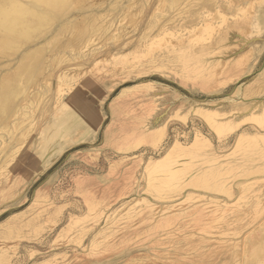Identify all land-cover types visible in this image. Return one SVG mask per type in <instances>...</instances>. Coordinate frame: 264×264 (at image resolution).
<instances>
[{"label": "rangeland", "instance_id": "374dc122", "mask_svg": "<svg viewBox=\"0 0 264 264\" xmlns=\"http://www.w3.org/2000/svg\"><path fill=\"white\" fill-rule=\"evenodd\" d=\"M101 1L75 12L107 33L49 61L0 142V264H264V0Z\"/></svg>", "mask_w": 264, "mask_h": 264}, {"label": "bare ground", "instance_id": "6f19581e", "mask_svg": "<svg viewBox=\"0 0 264 264\" xmlns=\"http://www.w3.org/2000/svg\"><path fill=\"white\" fill-rule=\"evenodd\" d=\"M108 1L111 2V4H112L111 7L113 9V7H116L118 2L121 0H108ZM207 1L208 2L211 1V4H212L211 7L213 9L212 11L215 12L213 14L215 16H218V17L220 16V18L224 16V14L221 13V12H223V10H225L224 12H226V11L228 12V9H232V11H235V9H239V10L241 9L238 7L239 5L235 6L234 4H233L234 6L232 5V8H230V5L232 4V0L225 1L223 6H221L220 4H217L218 1H215V0H207ZM247 1L249 2L251 0H247ZM97 2H98V0H0V60L2 58H5V59L1 60L2 64L0 65V140H1L0 142L5 143L4 136L9 135V136L13 137V133L16 130H20L21 134L13 137L14 138L13 143L14 142L15 143L22 142V139H23V141H25L23 137L27 134V132H28L27 130L30 129V124H29L30 122L29 121L33 117L34 110H36L33 107V108H31L33 110L30 109V112L26 111L25 110V108L27 107L26 104L27 103L33 104L38 99V97L40 96V93H39L40 89L36 90V89H38V87L41 83V82L39 83V80H40L39 76L43 75V73H45L46 68L51 65L50 62H52L54 64L59 63L62 59L65 58V53L62 52V50H64V48H66L68 46L73 47L75 42H76V44H78L79 42H77V41H80V42L82 41L85 43L87 42V44L90 43L92 45L93 43H91V41L93 40V38L91 40V37L93 35H95L97 33L106 32L107 27H104L103 24H98L100 22L96 23L95 19L97 17L95 15L90 14V15L86 16V14H85V15H82V17H77V13L75 12V11L82 9L83 7H86V6L91 7L95 4H97ZM101 2L103 3V0ZM179 2H180V0H167V3L169 4L170 7L178 6ZM73 3H75V4L72 5ZM104 3H105V1H104ZM104 3H103V5H104ZM127 3L130 4V2H127ZM159 3H160V1H159ZM233 3H235V2H233ZM140 4H141V2H140ZM121 5H122V7H125V5L124 6H123V4H121ZM244 5H246V4L244 3ZM118 7H120V6H118ZM161 7H163V6H161ZM170 7H168V8H170ZM204 7L205 6H203L202 8H204ZM115 9H117V8H115ZM121 10L122 9H120V11ZM151 11L152 10H150V12ZM120 13H118V15ZM197 13H198V15L201 14V12H197ZM130 15H129V17H130ZM132 15H133V13H132ZM190 16H191V14H190ZM178 17H179V15H178ZM196 17H197V15H196ZM195 18H194V20H192L193 19V17H192V19H191L192 21H188V25L190 27L189 28V36L192 35L193 34L192 32H194L195 30L201 31L200 29H203V28L207 29L208 28L207 24H210V22L207 21V18H205V16L202 17L201 19H195ZM167 19H169V18L167 17ZM170 19H172V18H170ZM222 21H224V20H222ZM166 22H167V20H166ZM165 26H166V23H164L162 25L161 24L157 25L156 31H158V32L156 34H153V32H151V27H149V28L147 26H146V28L144 27L146 29V31L141 35V37L135 43V46H133L132 51H134L136 48H139L140 43L141 44L143 43L142 40H145L146 38L153 39L154 37L159 36L161 33L162 34L164 32L167 33L166 30L168 28H165ZM181 26H182V24H181ZM162 29H163V31H162ZM205 29H203V30H205ZM209 29H211L210 25H209ZM44 30L54 32L53 35L51 36V38L48 40L49 43L52 42L53 44H51V45L54 46L53 49L50 48L49 50H51V49L53 51L58 50L57 54L53 57L49 54L51 51L48 53L49 55H43V53L47 54L46 46L44 44H40V40L42 38L41 33L44 32ZM182 31L184 32L183 29H182ZM244 31H246V30H244ZM121 32H123V31H121ZM178 32H179V30H178ZM152 34H153V37H152ZM194 34H196V33H194ZM65 36H66V38H65ZM221 38H223V37H221ZM220 40H222V39H219L218 41L220 42ZM129 42H132V39ZM172 44H174V43H172ZM125 45H126V43H125ZM161 45H162V43H161ZM79 46L82 47V45H79ZM122 46L124 47V45H122ZM72 49H74V48H72ZM78 49H80V48H78ZM81 49H83V48H81ZM205 49H207V48H205ZM19 50H20V52H18ZM195 51H197V50H195ZM224 51H225V49H224ZM108 53L110 55L109 51H108ZM91 54L95 55V54H97V51L93 52V53L91 52ZM114 54H116V53H114ZM127 55L121 54V55H117V57L119 56V58L125 59ZM93 56H91V57H93ZM115 56L116 55H114V57ZM11 57H12V59H8ZM68 60H71V59L69 58ZM65 61H67V60H65ZM72 62H73V59H72ZM85 68H86V66H85ZM69 69L70 68H66L65 71L63 70L58 74L57 78L59 80H61V82H62V78L63 77L65 78L67 76V74H68L67 72ZM46 73H47V71H46ZM51 74L52 73H49L45 77H43V79L41 77V79L47 81V80H49V77ZM71 75H73V74H71ZM67 80H68V78H67ZM41 90H42V88H41ZM260 105H262L261 111H262V113H264V102H263V104H260ZM26 121L29 122L27 124V126L29 125L27 129H26L27 126L25 125ZM31 122H33V121L31 120ZM19 144H21V143H19ZM6 150L7 151H5V153L2 156V158H4V159L2 160L1 165H3V163L7 164L6 161L8 160V158H10L12 156V153L14 152V150L12 151L10 148H7ZM10 150L12 152H10ZM7 152H9V153H7ZM261 228L264 229L263 227H261ZM258 252H260V251H258ZM249 253L250 254H249L248 258H251V261H252L253 258H255L257 255V249L254 247V248H252V250ZM260 254H261V252H260ZM260 257H262V256L260 255ZM235 258H236V256H235ZM243 259H245V257ZM256 260L254 259L255 262H256ZM260 260H262V259H260ZM255 262H253V263H255ZM258 262H256V263H258ZM251 263L249 262L248 264H251Z\"/></svg>", "mask_w": 264, "mask_h": 264}]
</instances>
